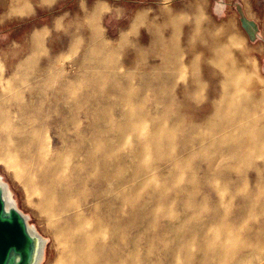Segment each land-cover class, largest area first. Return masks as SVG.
I'll list each match as a JSON object with an SVG mask.
<instances>
[{
	"label": "rangeland",
	"instance_id": "1",
	"mask_svg": "<svg viewBox=\"0 0 264 264\" xmlns=\"http://www.w3.org/2000/svg\"><path fill=\"white\" fill-rule=\"evenodd\" d=\"M22 2L25 10L12 11ZM95 3L103 7L97 23L89 17ZM139 11L143 17L132 25ZM175 18L179 22V51L185 60L199 57L204 77L203 96L193 106L184 103L185 114L200 122L213 109L224 77L209 59L213 49L231 36L238 40V45L231 47L233 64L247 76L237 93L253 100L249 106L252 116L263 124L259 120L264 118V0H0V110L9 113L11 122L19 126L15 130L0 125V132L35 133L48 145L50 154H66L64 161L49 157L43 167L48 173L39 176L59 204L67 207V216H57L55 221L38 209L37 197L27 194L13 168L0 159V176L17 206L47 238L40 264H71L67 254L79 255L71 245L87 224L91 232L96 228L90 234L91 246H86L93 260L111 256L108 239L114 235L121 241L124 232L130 259L134 247L135 259L142 264L166 261V250L180 241L181 222L183 231L192 232L209 218L212 223L206 234H210L216 227L229 228L245 209L250 214L241 227L233 229L237 237L249 238L242 252L246 255L261 243L255 231L264 224V170L259 172L263 179L258 180L250 163L264 162V145L235 150L246 138L228 128L217 137L221 152L209 151L205 143H185L190 134L209 135V129L218 125L214 123L198 134L175 126L165 129L166 134L174 135L173 146L162 153L153 148L142 151L146 136L134 125L155 124V119L141 115L146 107L155 105L151 95L148 101L141 95L144 83L160 84L166 74L170 88H175L180 98L189 86L181 68L172 72L161 68V56L152 44L157 33L171 34L170 22ZM242 18L255 23L251 34ZM35 33L41 40L36 45L32 42ZM59 85L65 87L61 92ZM31 89L37 91L30 98ZM169 118L167 114L159 117L163 124ZM237 121L231 122L241 128L243 124ZM24 145L33 149L27 141L20 143L21 148ZM108 148L112 152L106 155L104 149ZM112 169L114 175L107 178L105 172ZM206 177H215L216 187L223 193L207 191ZM125 179L127 199L121 206L119 181ZM64 188L70 189L69 193L60 191ZM216 202L220 206L230 203V208L216 212L207 207ZM75 205L85 221L82 225H78L79 217L74 218ZM190 211L201 217L195 219L198 215L192 214L190 218ZM61 224L66 227L58 241L54 230ZM114 245L118 246L117 242ZM192 255L197 261L207 253L194 248ZM217 255L225 258L226 254L222 250ZM238 255L228 257L234 260Z\"/></svg>",
	"mask_w": 264,
	"mask_h": 264
},
{
	"label": "bare ground",
	"instance_id": "2",
	"mask_svg": "<svg viewBox=\"0 0 264 264\" xmlns=\"http://www.w3.org/2000/svg\"><path fill=\"white\" fill-rule=\"evenodd\" d=\"M102 9L103 7L99 3H95V5H93L89 11V17H92V21L94 20L97 23L98 16ZM23 10H25V2L18 3V5L13 7L12 11ZM142 17V12H137L132 25H137L141 21ZM170 23L172 27L171 34L169 36L159 33H157L156 36L153 34L154 38L152 44L154 48H157L158 53L161 56V68L165 69L166 72L176 71L178 68H181V71L188 79L189 86L184 91L182 98H180L178 97L175 88H170L171 80L168 79L166 74H164L161 78L162 82L160 84L157 83L150 85L148 82L144 83L141 95L144 96L147 101L151 95L154 100H151L152 98L150 100L155 101V105L152 108L146 107L141 115L147 120L155 119V124L148 126L141 124L134 125L136 128L140 129L139 132L141 135L146 136L142 139V151L147 153L153 148L158 150L159 153H162L166 148L173 146L174 135L166 134L163 131L165 129L174 128L175 126L189 129L193 133L196 132V134H198L203 128L210 125L214 126V123H218V125L216 128L209 129V132H211L209 135L196 137L195 135L190 134L185 138V143L189 146L205 143L207 144L209 151L218 150L220 147V141L217 137L221 134V132L223 133V131L228 128L237 130V134L246 138V141L241 144L239 143L238 146L235 147V150L238 149L237 147L263 146L264 123L260 125L257 122V119H254L252 116L254 111L251 110L249 106L253 104V100L246 98L241 93H237V91L239 92L242 87L241 84L243 83V79L247 80L246 73L234 66L233 58L230 56L231 47L238 45V40L230 36L228 42L213 49L209 61L211 64H215L219 71L223 74L224 78L222 80L221 92L219 97L213 101V109L211 112H209L203 121L196 122V120H191V116L188 117L185 114L184 103H186V105L187 103H191V106H193L199 101V97L201 98L203 96L204 77L200 74V59L198 56H191L185 60L183 53H180L179 51L176 41L177 34L179 32V22L175 18ZM153 35L151 37H153ZM32 42L35 45L37 42H41L39 33H35L33 35ZM146 47L147 46H145V48ZM141 50L145 53L149 52L144 49ZM33 56L34 55L32 54L30 58ZM27 70V73H29L30 68ZM46 87L47 85H45L44 88ZM64 88V86L59 85L58 91L61 92ZM36 91V89L28 90L30 98L33 97V94ZM32 107L33 110L36 109L35 106ZM54 110L57 111V107H55ZM165 114L170 116V118L166 124H163L159 117ZM234 119L236 122H238L237 120L241 121L240 125L243 124L241 128L231 122ZM259 121L264 122V118ZM0 125H10L15 130L19 128L17 123L11 122V115L4 110H0ZM255 132H258L259 135H255ZM23 141H27L32 146L33 152L28 148L25 149L26 145H24V148L20 147V143ZM104 151L106 152V155H108L111 154L112 149L108 148L104 149ZM50 152L51 151H49L48 145H43L42 139L37 134L35 135V133L34 135H28L24 134V132L13 130H10V132H0V159L3 160L7 166L13 168L14 175L18 177L20 182L25 186L27 194H32L37 197L38 200L36 204L38 209L43 213H46L49 221H52L54 219L56 220L57 216H67V207L59 204L56 200V194L40 181L39 176H45L48 173V170H43V167L46 162L48 163L49 157L55 156L54 159L64 161L66 154L61 152L50 154ZM239 155L243 156L241 153ZM35 162L37 165H34ZM101 162L104 165H107L106 161L101 160ZM111 162L113 163V168L115 162L114 160ZM250 164L254 166V170L258 173L255 177L258 180H262L263 175L261 177L259 172L264 170V162L261 164ZM105 173L107 178L114 175L113 169L110 172L106 171ZM206 178L208 182V186L206 187L207 191L211 192L215 190L216 193H223V189H217L215 177ZM119 185L121 187V206H123L124 201L127 199L126 188L128 186V180H120ZM112 186H110L109 189H111ZM60 191L62 193H69L70 189L64 188ZM156 194L158 197L161 196L160 192ZM49 200H53V204H49ZM192 207L194 209H203L201 205H193ZM207 207L216 212L221 209L227 211L230 208V203L220 206L216 202L211 205H207ZM72 208L74 211V218L77 219L79 217L78 225H82L85 221L80 218L81 214L79 212V205L72 206ZM192 214L198 215L197 212L192 213V211H190V218H192ZM249 214L250 213H248L247 209H245L244 213L242 210L236 217L235 222H233L234 224H232L229 228L222 229L221 227H216L211 230L210 234H206L207 228H209L212 223L209 221V218L207 221L202 220L196 229L191 230L192 232L183 231V223L181 222L179 224V228L181 230L178 233L180 241L177 245L175 244L174 246H169L166 250V253H168V258H165L166 261L159 262L158 259L149 260L144 264H264V224L255 231L258 237L261 236V243L258 244L250 253H246V255L242 252V250L248 246L249 238L245 236L239 238L233 232V229H236L235 227L239 228L242 226L241 222H243ZM212 215L213 214L211 213L210 217H212ZM185 217H187V215ZM200 217L201 215H198L194 218L197 219ZM87 226L88 224L79 232V234L76 235L75 240L72 242V248L77 249L79 251V255L76 253H72V255L69 253L67 254L71 264H142L139 260L135 259L136 249L134 247L132 248V258L130 259V252L126 238L127 235L124 232L120 235L121 241L116 240L114 235L108 239V244L106 245H108L111 250L113 249L111 256L108 255L105 258H100L99 256L98 259L93 260V258L87 254L86 246H91L92 242L90 240V234L94 232L96 228L94 227V230L91 232L87 229ZM65 227L66 224H61L56 227L54 230L56 240L59 241L57 236H60L61 238L63 237V230ZM245 228L247 231L250 230L247 229L248 227ZM213 240L216 243H213ZM115 242H117L118 246L114 245ZM194 248L207 253V256L203 259L195 261L192 255ZM222 250L225 251V258H220L217 255ZM235 253H239L236 259L232 260L228 257ZM64 264H68L67 261H65Z\"/></svg>",
	"mask_w": 264,
	"mask_h": 264
},
{
	"label": "water",
	"instance_id": "3",
	"mask_svg": "<svg viewBox=\"0 0 264 264\" xmlns=\"http://www.w3.org/2000/svg\"><path fill=\"white\" fill-rule=\"evenodd\" d=\"M252 33L255 23L242 18ZM47 240L29 222V216L16 204L8 184L0 176V264H39Z\"/></svg>",
	"mask_w": 264,
	"mask_h": 264
},
{
	"label": "crops",
	"instance_id": "4",
	"mask_svg": "<svg viewBox=\"0 0 264 264\" xmlns=\"http://www.w3.org/2000/svg\"><path fill=\"white\" fill-rule=\"evenodd\" d=\"M245 9V6L243 7V10ZM247 16V15H246ZM228 38V37H227ZM242 52H243V50H242ZM244 53V52H243Z\"/></svg>",
	"mask_w": 264,
	"mask_h": 264
}]
</instances>
